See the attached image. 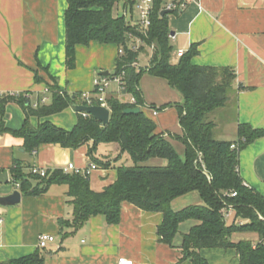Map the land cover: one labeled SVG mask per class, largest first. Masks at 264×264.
Listing matches in <instances>:
<instances>
[{
    "label": "crops",
    "instance_id": "crops-1",
    "mask_svg": "<svg viewBox=\"0 0 264 264\" xmlns=\"http://www.w3.org/2000/svg\"><path fill=\"white\" fill-rule=\"evenodd\" d=\"M161 1L162 12L167 10L165 7L170 2L181 0ZM67 7L68 0H0V105L3 96L17 98L20 94L32 107L44 98L45 102L40 105L50 104L56 89L69 96L76 95V104H84L85 95L94 90V78L106 71L109 74L105 76L116 72L119 47L115 43L93 41L89 45H78L75 65L67 66ZM115 8L114 13L118 15ZM124 9L123 15L128 10V22L136 27L137 12L126 2ZM168 11H171L167 13L169 28L174 32L170 34L172 62L179 61V49L186 52L195 46L198 52L192 58L194 65L229 67L235 72L229 100L234 98L236 114L228 120L233 127L222 128L218 139L238 140L239 126L243 124L262 132L240 151L239 171L248 187L264 195V0H188L186 8ZM151 55L149 45L140 50L141 67L149 66L147 61L150 64ZM144 78H151L148 80H152L158 91L169 94V90L176 89L163 78L148 73L141 77L140 88L146 106L151 107L143 110L155 121L156 132L181 134L177 105L184 102L182 93L174 100L168 95L149 98L142 85ZM128 94L124 92L119 96L116 85L107 95L108 99L117 97L128 101ZM16 98L9 99L0 114V172L7 171L9 175V182L0 183V196L17 189L12 170L17 164L24 166L27 173L34 165L45 167L47 171H66L70 163L78 167L98 164L88 154L92 141L77 148L46 143L35 151H28L24 138L9 131L20 130L27 119L25 108ZM168 103L174 105L160 109ZM154 109H158L156 115ZM28 120L33 127L51 122L72 130L78 122V111L70 105L54 114L31 115ZM1 126L9 130H1ZM218 127L216 123L215 132ZM228 133L232 139L226 138ZM95 157L110 164L108 167L98 164L92 172L90 184L95 191H103L115 182L117 166L131 159L127 153L120 152L116 143H99ZM67 191V184L54 183L42 194L22 192L21 202L15 206L0 205V262L33 254L39 249L41 233H48L55 240L45 248L43 264H118L121 257L132 259L134 264H191L189 259L183 258V236L200 224L199 220L191 218L181 222L172 244H168L162 242L157 233L163 214L145 211L126 202L119 223L108 224L103 216L97 215L73 231L71 226L62 227V221L73 217V205ZM202 203L199 192L192 191L173 199L171 206L179 211ZM235 217L234 211L227 222L232 223ZM62 229L73 232L63 236ZM231 240L256 243L259 236L256 232L239 231L233 233ZM201 254L209 264H240L235 248L205 247Z\"/></svg>",
    "mask_w": 264,
    "mask_h": 264
},
{
    "label": "trees",
    "instance_id": "trees-1",
    "mask_svg": "<svg viewBox=\"0 0 264 264\" xmlns=\"http://www.w3.org/2000/svg\"><path fill=\"white\" fill-rule=\"evenodd\" d=\"M120 0H68L65 12L66 64L73 67L76 47L89 45L93 41L115 43L123 47L124 55L117 59L116 72L125 71L126 93L132 94L137 103L130 104L117 97L108 99L111 109L110 121L104 125L92 115L78 112V122L72 130L43 122L33 127L28 117L46 116L64 110L76 102V95L69 96L56 89L50 104L32 107L26 104L23 94L19 97L5 95L0 105V114L9 99H17L27 113L23 127L11 131L24 138L25 147L32 152L40 145L58 143L63 147L77 148L92 141L88 154L100 166L108 167V161L95 157L99 143H116L121 153H127L132 165L117 166L118 178L103 191L91 188L90 176L63 169L47 171L45 176L36 175L17 164L13 170V181L20 184L25 194L45 193L54 183L67 184V195L71 197L73 217L62 221L76 231L92 216H103L108 224H117L121 219L124 203H131L145 211L160 212L163 221L157 228L160 240L172 244L179 224L187 219H196L200 224L184 234L183 258L191 264H209L201 249L235 248L240 264H264V195L244 184L239 171L240 151L258 138L262 132L243 124L239 126L240 137L236 141L215 137L216 122L209 114L224 107L230 98L235 72L229 67L198 66L192 63L197 54L193 46L178 62H172L173 46L170 41L168 15H162V1L155 0L152 24L147 35L141 34L126 20L124 15H115V5ZM132 10L136 0H126ZM131 34L144 37L146 45H155L148 67H135L140 50L129 47ZM163 78L171 88L180 91L184 102L177 105L180 112L181 134L156 132L155 121L146 115V105L140 88L143 74ZM86 104V102H84ZM168 103L160 107L172 106ZM141 107L138 114H125L128 107ZM175 141L183 145L179 150ZM233 143L238 149L231 148ZM152 159L166 160V164H149ZM97 164V166H98ZM198 191L203 203L175 211L171 202L176 197ZM236 191L237 195L232 196ZM228 204L235 208L236 219L228 223L223 209ZM237 220V221H236ZM71 231V232H73ZM255 231L259 240L233 242L234 232ZM63 231V236L71 234ZM45 248L33 254L1 261L0 264H43Z\"/></svg>",
    "mask_w": 264,
    "mask_h": 264
},
{
    "label": "built area",
    "instance_id": "built-area-1",
    "mask_svg": "<svg viewBox=\"0 0 264 264\" xmlns=\"http://www.w3.org/2000/svg\"><path fill=\"white\" fill-rule=\"evenodd\" d=\"M154 2L155 0H136L134 4V9L137 11V19H136V29L143 35H147L150 26L152 24L151 16L154 9ZM188 0H181L179 2H170L166 5L167 10H182L187 7ZM128 10L125 12L126 20H128L129 17ZM144 37L140 35L131 34V39L129 41V47L135 51L139 50L141 45L145 44ZM151 48V51L153 53L155 45L152 43L149 45ZM185 53L184 49H179L177 51V55L181 57ZM125 50L123 47L119 48V55H124ZM132 65L135 67H141L139 60H135L132 62ZM124 77H125V71L121 70L120 72H115L110 76L105 75H97L94 78V90L92 93H87L84 97L85 102L87 105H108V88L110 87L111 83L114 82L117 85V93L118 95H122L124 92H126V88L124 85ZM45 98L41 100V102H36L34 104V107H38L42 102H45ZM130 104L137 103V100L134 96L131 97L130 100L124 101ZM154 115L158 113V109L153 110ZM238 144L233 143L231 145V148L238 149ZM98 168L96 163H90L89 165L85 167H78L74 165L73 163H70L66 169V171H73L76 173H81L84 175L91 176L92 172L95 171ZM30 172L36 175L45 176L47 173V169L45 167L40 166H31ZM17 188L19 189L20 184L18 182L15 183ZM246 186H248L246 183H244ZM232 196H236L237 192L233 191ZM235 211V208L232 204H228L227 207L223 209V214L226 220H229L230 216ZM2 221V220H1ZM55 240V237L48 233H41L39 236V247L40 248H46L50 242H53ZM118 264H134V261L132 259H128L126 257H121L118 260Z\"/></svg>",
    "mask_w": 264,
    "mask_h": 264
},
{
    "label": "rangeland",
    "instance_id": "rangeland-1",
    "mask_svg": "<svg viewBox=\"0 0 264 264\" xmlns=\"http://www.w3.org/2000/svg\"><path fill=\"white\" fill-rule=\"evenodd\" d=\"M125 2H126V0L125 1L124 0H120L117 3L115 11L117 12L118 15H123L124 14ZM135 11H136V9H135ZM144 46H146V45H144ZM141 58H143V55L141 56ZM148 65H149V62L147 61V66ZM142 67L145 68L146 64H144ZM148 79H151V78H144L143 81H142V85H143L144 90L146 92V96H148L149 98H153V97L158 98V96L164 97V96L168 95L171 100H174V99H177L178 96L181 97L180 91H178L177 89L176 90H173V89L169 90V91H171V93H169V94H167L166 92L158 91L157 87L153 86L152 80H148ZM115 88H116V84L114 82H112V84H111V86H110L108 91L109 92L113 91ZM131 97L132 96L130 94L126 95V100H130ZM149 108L151 109V107H149V106H146V105L143 106V109H145V110L149 109ZM235 114H236V102H235L234 98H232V97L229 100V102L227 103V105H225L224 107H221V108H219V109H217L214 112L209 114V118L213 119L217 124H219V127L217 128L218 130H216L217 133L215 132V137L216 138L219 137L218 134H220V132L222 131V128L226 127V130H228V129H231L233 127L232 126L233 124H230L228 122V120L234 118ZM232 131H233V129H232ZM228 134H229V137H226V138L227 139H232L233 137H231V134L230 133H228ZM175 145H176V147L179 150H182V148H183L182 146L183 145H181L179 142L175 141ZM148 163L149 164H166V160H163V159H152ZM125 164L132 165L133 162H132L131 159H129V161H126ZM248 232H251V233L254 232L255 233V231H248ZM256 233H258V232H256ZM258 236H259V234H258Z\"/></svg>",
    "mask_w": 264,
    "mask_h": 264
},
{
    "label": "water",
    "instance_id": "water-1",
    "mask_svg": "<svg viewBox=\"0 0 264 264\" xmlns=\"http://www.w3.org/2000/svg\"><path fill=\"white\" fill-rule=\"evenodd\" d=\"M171 11L163 10L162 15H165ZM174 32H172L173 34ZM109 72L106 71L103 75H108ZM73 109L78 112H84L92 115L94 118L102 122L104 125L108 124L111 116V109L103 105H87V104H73ZM141 112V107H128L124 110L125 114H138ZM8 172H0V183L9 182ZM22 192L20 189H14L11 193L7 195L0 196V205L9 207L15 206L21 202Z\"/></svg>",
    "mask_w": 264,
    "mask_h": 264
}]
</instances>
